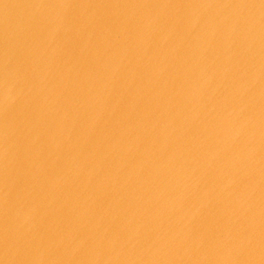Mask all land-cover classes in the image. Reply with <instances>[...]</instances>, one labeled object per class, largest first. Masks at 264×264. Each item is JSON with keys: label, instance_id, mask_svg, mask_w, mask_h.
Returning <instances> with one entry per match:
<instances>
[{"label": "water", "instance_id": "1", "mask_svg": "<svg viewBox=\"0 0 264 264\" xmlns=\"http://www.w3.org/2000/svg\"><path fill=\"white\" fill-rule=\"evenodd\" d=\"M0 264H264V0H0Z\"/></svg>", "mask_w": 264, "mask_h": 264}]
</instances>
